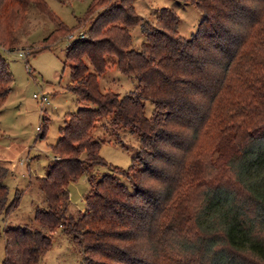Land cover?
Wrapping results in <instances>:
<instances>
[{
    "label": "trees",
    "instance_id": "16d2710c",
    "mask_svg": "<svg viewBox=\"0 0 264 264\" xmlns=\"http://www.w3.org/2000/svg\"><path fill=\"white\" fill-rule=\"evenodd\" d=\"M8 1L9 27L33 6L55 25L44 40L78 29L87 37L64 51L67 89L82 105L59 127V159L39 179V227L6 228L1 264H38L57 230L81 247L80 264H264V0H179L202 13L188 37L177 33L169 7L149 21L133 0H90L69 29L44 0ZM137 24L144 40L135 50L129 29ZM0 42L9 45L10 34ZM108 59L135 78L132 93L99 88ZM5 64L0 56V110L11 89ZM101 117L137 134L130 165L113 167L127 182L89 174L105 165L90 133ZM6 173L0 165V208ZM82 175L85 210L72 216L67 186ZM18 199L16 191L8 206Z\"/></svg>",
    "mask_w": 264,
    "mask_h": 264
},
{
    "label": "rangeland",
    "instance_id": "374dc122",
    "mask_svg": "<svg viewBox=\"0 0 264 264\" xmlns=\"http://www.w3.org/2000/svg\"><path fill=\"white\" fill-rule=\"evenodd\" d=\"M44 1L69 29L76 25L77 19L83 16L90 2ZM11 6L12 3L8 0L0 5V37L9 33L11 40L9 45L0 42V56L5 60L11 87L0 110V165L7 169L4 178L6 200L0 208V264L4 258L6 228L23 224L39 227L33 220V214L37 208H44L46 205V196L39 186V179L44 176L52 161L59 159L52 151L59 138V127L64 125L68 113L75 112L82 105L77 96L67 89L70 83L69 62L65 60L64 51L72 39L87 37L82 29H78L65 34L61 32L54 38L44 40L55 25L33 6H29L23 24L16 26V23L9 27L8 14ZM133 6L136 14L149 21H154L158 8H172L178 16L176 31L183 37L194 32L202 18L200 11L179 0H133ZM129 31L131 48L137 50L144 40L140 24L131 27ZM43 47L49 49L40 51ZM108 60L103 73L98 76L99 88L120 96L132 93L137 84L135 78L121 74L112 64L115 59ZM89 69L91 70L90 67ZM33 94L45 95L47 103L33 98ZM143 102L144 115L150 117L152 103L148 100ZM40 133H44L43 138L39 137ZM90 133L100 142L99 155L105 165L93 166L89 174L98 178L103 173L112 172L121 181L127 182L113 171V167L126 169L130 165L131 158L139 151L137 134L132 133L129 128L112 129L104 117L95 122ZM67 190V212L75 216L77 211L85 210L84 196L89 190L87 175L70 182ZM16 191L19 193L17 205L8 206L14 200ZM81 258V247L70 235L57 230L53 234L51 247L38 264H80Z\"/></svg>",
    "mask_w": 264,
    "mask_h": 264
},
{
    "label": "built area",
    "instance_id": "2783aa9c",
    "mask_svg": "<svg viewBox=\"0 0 264 264\" xmlns=\"http://www.w3.org/2000/svg\"><path fill=\"white\" fill-rule=\"evenodd\" d=\"M19 56L21 57L22 55L19 54ZM32 97L33 98H39V100H40L41 103H47V99H46L47 97L45 95H43V94L42 95H39V96L37 94H33Z\"/></svg>",
    "mask_w": 264,
    "mask_h": 264
}]
</instances>
